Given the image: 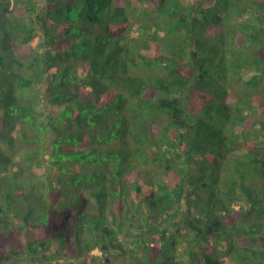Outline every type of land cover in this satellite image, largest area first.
Masks as SVG:
<instances>
[{
  "label": "trees",
  "instance_id": "16d2710c",
  "mask_svg": "<svg viewBox=\"0 0 264 264\" xmlns=\"http://www.w3.org/2000/svg\"><path fill=\"white\" fill-rule=\"evenodd\" d=\"M32 262L264 264V0H0V264Z\"/></svg>",
  "mask_w": 264,
  "mask_h": 264
},
{
  "label": "rangeland",
  "instance_id": "374dc122",
  "mask_svg": "<svg viewBox=\"0 0 264 264\" xmlns=\"http://www.w3.org/2000/svg\"><path fill=\"white\" fill-rule=\"evenodd\" d=\"M34 44H36L35 41H34ZM183 216H184V214L177 215V216L175 217V222H176V223H181V219L183 218ZM29 264H39V263H37V262H32V263H29Z\"/></svg>",
  "mask_w": 264,
  "mask_h": 264
}]
</instances>
